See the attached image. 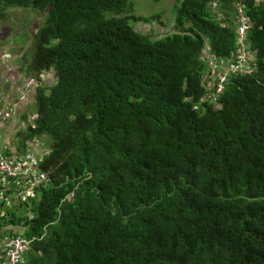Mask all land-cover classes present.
I'll return each instance as SVG.
<instances>
[{"label": "trees", "instance_id": "trees-1", "mask_svg": "<svg viewBox=\"0 0 264 264\" xmlns=\"http://www.w3.org/2000/svg\"><path fill=\"white\" fill-rule=\"evenodd\" d=\"M234 1L179 0L153 38L132 0H0V18L46 12L21 86L58 80L19 135L50 181L23 200L27 180L0 176V244L30 240L19 264H264V5L242 0L252 72L214 96L201 59L236 53Z\"/></svg>", "mask_w": 264, "mask_h": 264}, {"label": "rangeland", "instance_id": "rangeland-1", "mask_svg": "<svg viewBox=\"0 0 264 264\" xmlns=\"http://www.w3.org/2000/svg\"><path fill=\"white\" fill-rule=\"evenodd\" d=\"M132 1L134 3V14L138 17V19L133 21V25L137 30L153 38L174 31L173 18L175 16V7L179 0H161L160 2H154L152 0ZM215 8L217 7L215 6ZM45 18L46 12L44 11L24 8H10L6 10L5 15L0 18V61L2 64L0 65V75L3 71H6L9 73L11 79L17 83L19 81L18 73L12 70L15 64H17L20 65L23 72H26L25 75L29 77V79L32 78L28 75L27 71L31 69V59L34 50V34L37 28L44 22ZM202 53L203 50L201 54ZM29 82L33 84L30 88L27 83L24 86L18 87L16 93L18 95V102L26 101L29 95L32 94V91L26 93L25 91L36 87L37 81ZM46 83L47 85H51V81H47ZM5 91H9V88L6 87ZM1 97L3 96H0V99ZM32 103L34 106V98L32 99ZM6 104L7 102H5V105ZM33 106L27 107V114L35 113V107ZM16 107L17 104H12L11 106H6V110L2 111L8 112L14 116L13 111L16 110ZM28 121L25 120V125L31 123V119H28ZM0 122H2L1 117ZM28 141L31 145L34 143L32 139ZM35 148L38 152L47 151V148L44 146L36 145ZM0 150L3 149L0 148ZM3 152L8 154L4 150ZM26 153L28 152H25V154ZM5 205L9 206L10 202L6 201Z\"/></svg>", "mask_w": 264, "mask_h": 264}, {"label": "built area", "instance_id": "built-area-1", "mask_svg": "<svg viewBox=\"0 0 264 264\" xmlns=\"http://www.w3.org/2000/svg\"><path fill=\"white\" fill-rule=\"evenodd\" d=\"M257 3L264 5V0H257ZM217 5H211V11L217 19L221 18ZM233 6L236 10L235 20L237 22V50L236 53L229 58L216 59L213 55L209 54L204 48L201 54V59L204 60L207 70L210 71V75L205 77L206 87L215 86L214 96L220 94L223 90L224 82L231 72H252V61L256 59V52L253 50L252 43L250 42L248 35L252 26V21L246 14V5L242 3V0H235ZM37 81V80H31ZM28 87H32L31 82H27ZM42 85V81H37L36 89ZM31 89L25 91L29 92ZM212 94V96H213ZM215 108H218L216 105ZM12 114L1 111L0 117L3 120L10 119ZM25 152H28L25 154ZM0 176L6 178H20L26 179L28 186L26 189L17 193L18 197H22L24 200L28 196L33 195V189L40 184L49 182V174L40 170V157L34 152L24 151L16 156H10L0 150ZM2 197L0 196V201ZM30 240L20 236H10L1 242L0 247L2 250L1 257L4 259L5 264H19L23 259V254L28 250Z\"/></svg>", "mask_w": 264, "mask_h": 264}, {"label": "crops", "instance_id": "crops-1", "mask_svg": "<svg viewBox=\"0 0 264 264\" xmlns=\"http://www.w3.org/2000/svg\"><path fill=\"white\" fill-rule=\"evenodd\" d=\"M0 65L1 61H0ZM16 73H18L19 81L16 83L13 81L8 72L3 71L0 75V112L2 110H6V106H11L12 104H17L16 110L13 111L12 118L0 122V148L3 149L6 153L10 155H17L31 145L29 141H27L24 145L23 140L21 139L20 133L24 131L25 120L32 119L33 114H27L26 110L28 106H33L32 99L34 98V106L35 107V95L34 89H31L32 94L29 95L28 101L18 102L17 89L20 87L25 81L29 79L25 75L26 72L22 71L20 65L15 64V67L12 69ZM41 78L44 80V85L47 86V81H51V85L53 86L57 83L56 71L55 69L46 70L42 73ZM6 87L9 88V91H5ZM6 92V93H5ZM17 96V97H16ZM5 98V99H4ZM5 102L7 104L5 105ZM29 102V103H28ZM13 107V106H12ZM29 122V121H28ZM1 150V151H3ZM8 186L6 182H2V184Z\"/></svg>", "mask_w": 264, "mask_h": 264}, {"label": "clouds", "instance_id": "clouds-1", "mask_svg": "<svg viewBox=\"0 0 264 264\" xmlns=\"http://www.w3.org/2000/svg\"><path fill=\"white\" fill-rule=\"evenodd\" d=\"M41 79V81H42V85H44V80H43V78H40Z\"/></svg>", "mask_w": 264, "mask_h": 264}]
</instances>
